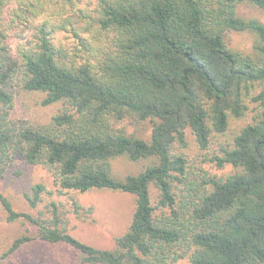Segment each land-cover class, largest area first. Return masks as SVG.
Wrapping results in <instances>:
<instances>
[{
  "label": "trees",
  "instance_id": "16d2710c",
  "mask_svg": "<svg viewBox=\"0 0 264 264\" xmlns=\"http://www.w3.org/2000/svg\"><path fill=\"white\" fill-rule=\"evenodd\" d=\"M89 2L0 0V218L20 224L0 228V264L36 242L56 264H264V0ZM31 93L57 109L18 114ZM126 119L152 122L150 138ZM28 166L55 190L32 184L23 210L8 181ZM92 190L134 196L113 248L70 232Z\"/></svg>",
  "mask_w": 264,
  "mask_h": 264
},
{
  "label": "rangeland",
  "instance_id": "374dc122",
  "mask_svg": "<svg viewBox=\"0 0 264 264\" xmlns=\"http://www.w3.org/2000/svg\"><path fill=\"white\" fill-rule=\"evenodd\" d=\"M231 42L239 48L248 49L252 38L249 34L232 33ZM42 97V94L37 93L26 94L19 102L18 114L32 118L47 119L58 106L42 105ZM118 127L124 128L127 133L137 134L146 139L150 138L152 132V122L150 121L133 123L131 120L126 119L120 122ZM191 143L190 158H198V148L193 140ZM113 167L116 171L125 174L134 171L137 166L125 160L117 159L113 161ZM205 167L212 173L219 175L226 174L232 170L231 166L217 168L207 164ZM36 182H44L49 190H55L52 177L42 167H25L24 173L16 182L8 181L11 186L7 193L10 192L11 197L14 198L16 208L29 210L23 193L28 191L30 186ZM77 196L84 206L93 207V211L82 218L71 214L70 232L83 241L97 247L113 248L115 246V238L128 229L135 205L134 196L125 192H111L108 190H92L86 193H78ZM155 196L156 191H153V197ZM51 198L57 199L58 193L55 192ZM0 228L7 235L19 230L20 224L7 223L4 218H0ZM9 264H56L55 251L51 246L36 242L16 254ZM177 264H190V262L187 258H183Z\"/></svg>",
  "mask_w": 264,
  "mask_h": 264
}]
</instances>
